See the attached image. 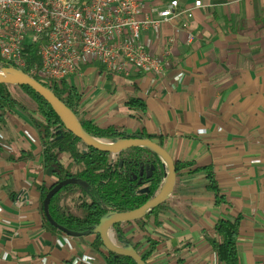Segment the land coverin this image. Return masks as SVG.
I'll list each match as a JSON object with an SVG mask.
<instances>
[{"label":"crops","instance_id":"obj_1","mask_svg":"<svg viewBox=\"0 0 264 264\" xmlns=\"http://www.w3.org/2000/svg\"><path fill=\"white\" fill-rule=\"evenodd\" d=\"M142 1L144 14L156 17L171 0ZM195 1L179 0L178 10L193 17L143 30L141 42L165 63L161 77L90 64L67 81L84 119L149 136L176 163L214 173L218 198L207 171L177 173L173 192L150 216L122 223L141 254L148 237L162 240L149 264H217L207 235L221 219L238 217L240 263L264 264V0ZM134 97L145 111L131 109ZM44 150L28 111L0 116V264H108L97 234L71 236L45 225L39 186L53 176Z\"/></svg>","mask_w":264,"mask_h":264},{"label":"trees","instance_id":"obj_2","mask_svg":"<svg viewBox=\"0 0 264 264\" xmlns=\"http://www.w3.org/2000/svg\"><path fill=\"white\" fill-rule=\"evenodd\" d=\"M24 57L27 62L25 68L27 73H30L34 67H39L42 58L39 54L38 44L27 45L24 49ZM93 65H100L105 69L101 63L95 62ZM11 66L14 65L0 55V68ZM34 77L44 86L52 89L48 81L39 76ZM18 88L22 95L13 92L11 84L0 83V116L15 108L26 110L42 136V142L45 146L44 165L46 168H52L53 176L52 184L45 183L39 186L41 213L48 228L55 231L60 230L47 219L43 208L44 199L56 184L67 178L82 179L87 186L84 187L75 183L64 185L51 198L48 208L52 218L58 224L75 231L92 230L108 213L127 212L139 208L157 192L164 178V170L156 153L146 147H132L124 151L119 159L111 164L108 152L95 148H88V151H84L87 145L64 127L63 121L55 109L32 87L20 85ZM53 91L78 115L84 129L89 134L108 140L143 137V135L124 133L116 127L102 128L80 116V95L68 83L67 79L63 80L61 87L58 86ZM128 105L131 109L141 112L146 110V103L140 97L131 98ZM62 154L69 155L68 161H63ZM121 159L123 163H120ZM139 162L157 166L154 179L147 180L145 178L142 182L143 185L138 183L140 177H135L139 173ZM176 168L177 173L181 174L186 171H207L208 188L215 192L218 198L219 187L215 181L214 173L209 167L197 166L194 162H177ZM147 184L150 192H142L140 189ZM71 189H77L83 195L80 204L82 214L65 209L60 203L62 195ZM157 207L135 221L140 223L143 218L150 216ZM240 224L241 217L221 219L216 224L214 233L207 235L215 250L217 264H241L237 250ZM115 230L119 242L127 241L122 230V223H118ZM161 242L162 240L148 237L149 249L142 254L145 261L148 262L151 255L159 249ZM95 245L104 246L99 235H97ZM104 256L108 264H138L131 257L119 255L107 249Z\"/></svg>","mask_w":264,"mask_h":264},{"label":"built area","instance_id":"obj_3","mask_svg":"<svg viewBox=\"0 0 264 264\" xmlns=\"http://www.w3.org/2000/svg\"><path fill=\"white\" fill-rule=\"evenodd\" d=\"M179 4L171 0L153 17L144 14L142 0H0V55L25 70L24 49L38 44L42 62L29 74L48 81L52 90L95 62L125 76L139 71L161 77L165 63L141 36L180 14L193 17V10L179 11Z\"/></svg>","mask_w":264,"mask_h":264},{"label":"water","instance_id":"obj_4","mask_svg":"<svg viewBox=\"0 0 264 264\" xmlns=\"http://www.w3.org/2000/svg\"><path fill=\"white\" fill-rule=\"evenodd\" d=\"M0 83H7L11 85H29L38 94H40L51 106L55 109L57 114L63 121L64 127L72 132L75 136L80 138L87 147L84 151H88V148H95L100 151H105L111 156L110 163L114 164L122 153L132 147H146L152 152L156 153L161 161L164 178L157 192L153 194L147 202H145L139 208L130 210L127 212H114L104 215L100 222L92 229L88 231H75L68 229L60 224H58L51 216L49 212V203L51 198L55 193L61 189L64 185L75 183L80 184L84 187L87 186L86 182L79 178H67L56 184L47 194L43 202V208L45 215L49 222L58 227L61 231L71 235V236H81L86 234H97L101 237L104 247L112 252L119 255H124L133 258L138 264H149L142 257V254L138 249L129 241L124 243L119 242L118 244L114 239L115 226L118 223L130 222L138 220L144 217L146 214L151 212L154 208L163 203L174 190L176 180H177V168L176 162L170 155V153L158 142L154 141L150 137H131L116 140L101 139L89 134L83 127L78 115L63 101L56 93L44 86L35 77L31 76L25 70L11 67H1L0 68ZM123 163V160H120ZM139 173L135 177H140L138 183L142 184L143 180L154 179V172L157 169L155 164L139 162ZM143 185V184H142ZM142 192H150L149 185H145L140 189ZM117 234V233H116Z\"/></svg>","mask_w":264,"mask_h":264},{"label":"rangeland","instance_id":"obj_5","mask_svg":"<svg viewBox=\"0 0 264 264\" xmlns=\"http://www.w3.org/2000/svg\"><path fill=\"white\" fill-rule=\"evenodd\" d=\"M11 90L19 95H21L22 93L20 92L18 86L16 85H11ZM83 195L80 193L79 190L77 189H71L69 191H67L66 193H64L61 197V205L63 208L68 209V210H73L75 213H79L82 214V210L80 208V204L83 200ZM133 222V221H131ZM114 239L115 241L119 243V239L118 236L116 234V230H114Z\"/></svg>","mask_w":264,"mask_h":264}]
</instances>
